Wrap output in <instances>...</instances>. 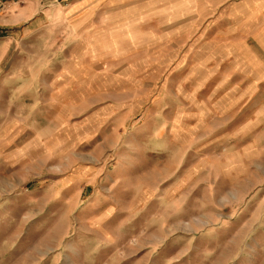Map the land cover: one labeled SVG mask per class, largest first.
<instances>
[{
  "label": "rangeland",
  "instance_id": "rangeland-1",
  "mask_svg": "<svg viewBox=\"0 0 264 264\" xmlns=\"http://www.w3.org/2000/svg\"><path fill=\"white\" fill-rule=\"evenodd\" d=\"M0 264H264V0H0Z\"/></svg>",
  "mask_w": 264,
  "mask_h": 264
}]
</instances>
